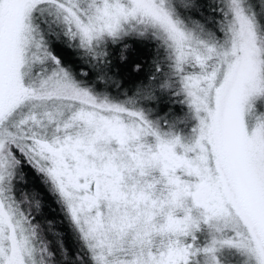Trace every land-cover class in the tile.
I'll use <instances>...</instances> for the list:
<instances>
[{
    "label": "snow or ice",
    "instance_id": "6c2138e0",
    "mask_svg": "<svg viewBox=\"0 0 264 264\" xmlns=\"http://www.w3.org/2000/svg\"><path fill=\"white\" fill-rule=\"evenodd\" d=\"M0 264H264V0H0Z\"/></svg>",
    "mask_w": 264,
    "mask_h": 264
}]
</instances>
